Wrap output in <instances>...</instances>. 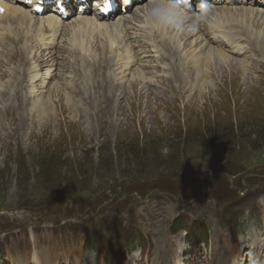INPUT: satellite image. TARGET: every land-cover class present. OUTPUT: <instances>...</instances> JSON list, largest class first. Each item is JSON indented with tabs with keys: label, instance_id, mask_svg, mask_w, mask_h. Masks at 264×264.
<instances>
[{
	"label": "rangeland",
	"instance_id": "1",
	"mask_svg": "<svg viewBox=\"0 0 264 264\" xmlns=\"http://www.w3.org/2000/svg\"><path fill=\"white\" fill-rule=\"evenodd\" d=\"M69 30L51 46L30 33L0 46V264H153L167 249L170 264L264 262V41L241 53L224 41L231 61L212 65L200 91L176 76L182 65L193 80V62L168 60L132 28L118 62L80 59ZM99 237L115 241L111 253L95 247L102 258L85 247Z\"/></svg>",
	"mask_w": 264,
	"mask_h": 264
},
{
	"label": "bare ground",
	"instance_id": "2",
	"mask_svg": "<svg viewBox=\"0 0 264 264\" xmlns=\"http://www.w3.org/2000/svg\"><path fill=\"white\" fill-rule=\"evenodd\" d=\"M254 1L255 0H250V4L245 5L248 0H242L241 2L244 4L238 6L236 5V1L229 2L228 0H225L223 4H219L221 0H216V3L210 7L211 13L208 16V25L206 30H203L201 33L204 36V39H202L201 42L197 41V35L200 33L199 28L193 30V33H190L191 38H194L193 40H189L188 37L190 36H188V33L186 32H179L178 34V32L160 30L150 27L147 24L143 14L138 16L137 21L133 20L135 15L133 17L131 16L132 19L126 18L127 16H120V18L114 21H107L100 19L99 17L101 16L96 14L97 16H81L79 20H77L78 18H75L72 22L68 21L70 23H67L66 20H63L65 23H62L61 17L56 15L54 11L51 16L47 15L46 17L36 19L33 11L25 9L26 7L23 4L22 7L14 5L11 0H0V5L6 8L5 13H0V46H8L16 42L19 44L20 42L24 41L29 33L33 35V37H36L39 40V43L42 45L51 46L56 41L58 30L62 29L64 30V33H67V29L70 28L68 32V40L74 51L81 52V55L79 56L80 59L84 58L83 53L85 52L90 53L91 55H94L98 58L99 56L104 55L105 51H108L115 55V61L118 62V56H128V54L123 55L120 52V46H118L122 43L121 41L124 40L126 36L128 37L125 30L129 27L134 29L135 32L139 33L140 28L143 27L145 29V38L152 42L151 46L156 49V52H162L163 54L168 52V60L176 59L180 62V64H186L190 62L195 64V70L193 71L192 69V72L190 73L194 77L193 80H186L185 77H187V74H185L181 68L182 65L177 66V74H175L177 78L180 79V82L184 84V86H189L190 83L192 84L191 87H197L200 91H203L205 86L210 83L208 75L209 73L211 74V66L216 64L224 66L231 61V56L226 53L228 51H226L223 47L225 43L222 42L219 45L217 44L220 42V37H222L223 40H229V44L233 48L231 52L243 50L246 43L253 44L255 50L263 46L261 44L264 41V28H259L257 26L259 23L255 24L253 21L257 19L256 16H259L260 12H264V9L256 8L254 6L256 5V2ZM141 13H143V10H141L138 14ZM260 19H262L264 23V15H262ZM133 23L134 27H130ZM61 26L64 27L61 28ZM213 31L220 34V37L211 36L210 34H213ZM46 34L49 35L48 38H45ZM201 34L199 35L201 36ZM187 39L189 41H187ZM92 40H97L98 46L101 48L102 52L97 51L91 53L92 51L89 42ZM188 42L193 45L195 43L198 44L195 45V48L194 46L191 47V50L188 52L184 50V44ZM114 45L116 46L115 49L113 48ZM166 45H168V47H166ZM129 50L132 51V49L127 48L124 49V52L129 53ZM87 53L86 55L90 56V54ZM11 57L16 59L18 57V53H12ZM128 62H130V60ZM128 62L125 63V67L127 69H129V65L132 66V62H134V60L130 64ZM235 62L242 63L243 68L247 66L245 65V62L239 60H236ZM104 63L109 65L107 61ZM136 74L139 77H144L143 73L141 72ZM2 76H6V74L3 73ZM46 106L47 103L44 101L39 107V111L42 114L43 119L45 118V114L48 113V111H46ZM110 107L112 106L110 105ZM65 110L66 109H64V111ZM158 264H168L166 256L162 258Z\"/></svg>",
	"mask_w": 264,
	"mask_h": 264
},
{
	"label": "clouds",
	"instance_id": "3",
	"mask_svg": "<svg viewBox=\"0 0 264 264\" xmlns=\"http://www.w3.org/2000/svg\"><path fill=\"white\" fill-rule=\"evenodd\" d=\"M210 13L207 0H198L195 10L191 0H148L144 9L150 27L180 33L196 30ZM257 203L264 206V195L257 197Z\"/></svg>",
	"mask_w": 264,
	"mask_h": 264
},
{
	"label": "trees",
	"instance_id": "4",
	"mask_svg": "<svg viewBox=\"0 0 264 264\" xmlns=\"http://www.w3.org/2000/svg\"><path fill=\"white\" fill-rule=\"evenodd\" d=\"M222 171H224L226 173L234 174V172H232L231 170H225V169H223ZM175 222H176V224H178V220H175Z\"/></svg>",
	"mask_w": 264,
	"mask_h": 264
},
{
	"label": "snow or ice",
	"instance_id": "5",
	"mask_svg": "<svg viewBox=\"0 0 264 264\" xmlns=\"http://www.w3.org/2000/svg\"><path fill=\"white\" fill-rule=\"evenodd\" d=\"M0 11H2V9H0Z\"/></svg>",
	"mask_w": 264,
	"mask_h": 264
}]
</instances>
